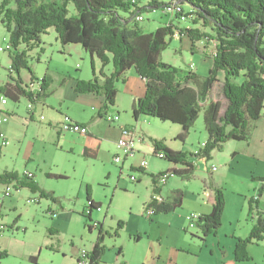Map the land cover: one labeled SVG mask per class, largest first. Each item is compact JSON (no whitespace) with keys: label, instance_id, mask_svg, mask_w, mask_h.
Segmentation results:
<instances>
[{"label":"rangeland","instance_id":"obj_1","mask_svg":"<svg viewBox=\"0 0 264 264\" xmlns=\"http://www.w3.org/2000/svg\"><path fill=\"white\" fill-rule=\"evenodd\" d=\"M167 16L172 22L171 16L163 9H148L144 12V19L138 23L145 31L152 32L166 22ZM192 18L188 22L179 21L176 25H193ZM177 36L172 37L168 48L162 51L163 61L181 68H188L189 64L194 63L192 69L195 72L207 74L208 67L212 65V60L207 57L214 54L215 43H208L204 48V43L199 41V45L193 49L194 53L190 38L184 36L181 42ZM7 43L9 33L0 20V46L5 47ZM80 48V44L73 43L63 46L52 28L42 34L41 44L29 52V63L41 76L50 67L56 76L64 73L89 78L93 74L91 55L83 53ZM10 58L9 49L0 48V83L9 79ZM21 73L26 78L31 74L26 68ZM219 78L211 98L223 100L225 107L223 71L219 73ZM24 81L25 86L30 87L32 80ZM240 81L241 78H238ZM69 82L64 87L67 93L72 91ZM117 87L119 106L115 109L120 113V121L112 123L101 119L96 123L99 132L97 138L110 151L103 158H85L82 155L84 146L76 134L64 132L65 135L58 139L54 126L47 124L54 115L52 109L43 112L46 120L40 122L39 119L29 120L28 100L25 97L20 102L8 98L9 104L4 109L0 108V131L5 132L7 140L6 144H2L0 137V173L4 170L19 173L30 170L35 173L38 184L53 190L60 200V203H54L50 198L39 197L38 191L16 188L13 184H10L11 194L7 195V185L0 184V228H3L0 232V264H76L78 250L90 251L98 237L99 226L89 230L87 218L81 214L86 205L87 188L101 202L104 213L109 212L105 220H99L103 227L104 251L98 264H222L224 251L234 255L237 240L251 232L253 219L248 203L264 186V181L253 179L264 176V159L233 153L236 146H243L246 141H228L223 149L215 150L207 162L195 158L196 167L191 180L175 174L170 176L162 188H170L171 192L174 188L182 189V206L175 211L157 214L152 220L148 217L144 202L151 194L152 180L144 174L141 181H131L130 176L139 172L130 170L128 165L144 157L149 170H157L167 167L169 162L154 155L149 137L142 145L136 143L137 150L141 146L145 153L137 151L125 158L118 138H114L115 134L106 136L111 126L117 127L123 121L133 123L129 110L130 93L143 95L146 85L139 74L130 72L127 84L119 83ZM59 98L56 94L49 97L55 109L59 106ZM87 106L68 97L64 99L62 108L73 114L90 116ZM14 108L18 113L16 116L12 115ZM115 109L111 112H116ZM137 128L138 134H142L140 129H143L152 137L164 139L168 146L176 150L191 149L195 152L208 138L203 112L190 128L185 143L176 139L181 126L171 121L146 115L137 123ZM116 155L124 160V165L115 163L113 157ZM213 166L216 169L211 170ZM48 173L63 174L65 178H55ZM213 179L224 190L227 209L225 207L221 228L204 241L197 224L190 227L189 216L193 213L199 215L203 211L208 196L206 186ZM259 205V208L264 205V188ZM56 211L54 217L52 212ZM97 212L93 214V219ZM253 243L260 250L264 239ZM3 251L6 255H2Z\"/></svg>","mask_w":264,"mask_h":264},{"label":"trees","instance_id":"obj_2","mask_svg":"<svg viewBox=\"0 0 264 264\" xmlns=\"http://www.w3.org/2000/svg\"><path fill=\"white\" fill-rule=\"evenodd\" d=\"M172 2H179V12L187 15L185 22L194 17L193 25L180 27L169 22L149 32L135 19L148 9L164 10ZM0 16L11 45L9 79L0 83V97L6 96L14 102L25 97L35 104L52 94V72L47 69L44 75H36L29 63V52L41 44L42 34L54 28L63 46L80 44L91 57L100 60L99 74L92 63L94 76L88 80L76 79L75 92L100 95L104 101L103 110L116 104L117 83L124 80L126 72L133 68L146 85L145 93L134 101L135 117L145 114L177 123L182 130L176 139L185 142L190 128L203 112L208 138L198 152L176 150L161 138L149 139L154 155L176 166L149 174L154 185L144 207L147 214L153 209V214L148 215L151 220L154 215L177 210L184 201V192L180 188H174L173 198L166 200L160 193L159 177L166 176L168 180L175 174L191 180L196 167L195 158L207 162L212 152L223 149L228 141H249L256 122L264 117V0H0ZM175 33L180 38L189 37L192 50L198 41L206 47L208 43H215L213 65L207 74H199L191 66L181 68L163 61L162 51L168 48ZM109 64H112L113 71L107 74L105 68ZM24 68L30 71V80L38 83L35 90L25 86L21 76ZM221 71L224 72L225 107L223 100L211 98ZM238 78H241L240 82ZM49 175L65 178L61 174ZM253 179L264 181V176ZM0 184L29 188L38 191L39 197L60 203L53 190L41 187L28 172L4 170L0 173ZM210 188L211 211L199 214L196 220L204 241L221 228L226 202L222 187L212 183ZM263 188L262 185L260 193L248 203L251 219L255 221L251 232L237 240L234 248L237 261L252 260L250 245L264 239V211L259 208ZM86 199L92 202V206L83 215L91 230L94 227L91 217L94 201L89 188ZM102 229L100 226L95 244L89 251V264H98L102 259ZM3 254L6 255L5 251Z\"/></svg>","mask_w":264,"mask_h":264},{"label":"crops","instance_id":"obj_3","mask_svg":"<svg viewBox=\"0 0 264 264\" xmlns=\"http://www.w3.org/2000/svg\"><path fill=\"white\" fill-rule=\"evenodd\" d=\"M169 19L170 18L167 16L165 18L166 22H164V23H169ZM171 21H172V23L176 24L180 20L176 17V18H172ZM175 36H177V35H175ZM177 37H179V36H177ZM183 38H184V36L182 38H179V40L182 42ZM199 43H200L199 41L196 43V47H197V45H199ZM203 46H204V44H203ZM204 48H205V46H204ZM80 49H82L80 51H84L83 53H86V51L82 47ZM191 51L195 53L194 50L191 49ZM96 58L97 57H91V59H92L91 63H93V65L95 67V71L99 74V71H100V68H101V63ZM207 58L212 60V65H213V57L211 56V57H207ZM210 67H208V69H210ZM47 69H50V67H47ZM47 69H46V71H47ZM112 71H113V66L112 65H108L105 68V72L107 74L111 73ZM50 72H52V74H53L52 75L53 76V83H52L53 90H52V94L51 95L56 94V96L60 97L59 98V100H60L59 101V106L56 109H55V107H52L53 104L49 102V97L51 96L50 95L43 102L35 103L32 111L28 110L29 111V120L32 121V120H35V119H39V121L42 122V121L46 120V117L44 116L43 112L45 110L52 109L51 111L54 113V115L47 121V124H49V125L52 124L54 126L55 132L58 135L57 136L58 139H61V137L65 135V134H63L64 132H70V131H62V130H60V128H59L60 122L62 121V118H63L64 114L70 115L71 118H73L74 120H77L80 123L85 124L89 128L88 135L70 132L72 134L78 135V139L83 144L84 148H83L82 155L85 158H91V157L103 158L104 155L107 154V153H110V151L107 150V147H105V145L101 141V139L97 138V137H99L98 136L99 132H98V129L96 127V123L99 120H101V119H105L104 118V114L106 112H111V111H113L115 109V107L119 106V102L117 101V96L118 95L116 96V104L113 107H111V109H109V110H103L102 107L104 106V101H103V98L100 95H96V94H93V93H87L86 94V93H76L75 92L76 79H87L88 80V79H91L92 76H94V74H92V76H89V78H87V77L82 78V77H79V76H77V77L73 76L72 77L71 75L64 74V73L62 75L60 74V75L56 76L57 75L56 72L51 70V69H50ZM130 72L136 73V75L138 74L135 70H133V68L129 69L126 72V74H125L124 80H119L117 85H119V83H121L122 85L125 86L127 84V81L129 80V73ZM36 75L41 76L38 73ZM202 75H204V74H202ZM22 77H23L24 80L25 79L26 80L27 79L30 80V75L27 78L25 76H22ZM63 80H64V82H62ZM68 81H70L69 82L70 83L69 84V88L72 90L69 93H67L68 90L64 91V87H66ZM56 82H57V85H56ZM118 92H119V88H118ZM118 92H117V94H118ZM140 96H142V95H135L134 93H130L131 104H130L129 110H130V114L132 116L133 123H130V122H127V121H123L122 123L117 124L118 125L117 127H115V126H111L110 127V125H109L110 131H109V133L106 136H108V135H112L113 136V134H115L114 138L115 139L116 138L119 139V137H121V135H122L123 128H130L132 131H134L136 134H138L137 133V129H138L137 128V123H139V121L143 117H145L146 115L145 114H141L138 117H135L133 115L132 108L134 106L135 99L140 97ZM68 97H71L73 100H77V101H80L82 103H86V105H88L87 108H88V110L90 112V116H86V114H73L68 109H65L66 111H64V109L62 108L63 101H64V99H66ZM7 104H9V100H8V102L6 104H2L1 100H0V108L4 109ZM28 104H29V100H28ZM116 112H118V110H116ZM17 114L18 113L16 111V108H14L12 110V115L16 116ZM41 116H44L45 119L42 120ZM5 119H7V117ZM0 122H1V119H0ZM112 123H116V122H112ZM140 131L142 132V134H138V135H143V139L140 141V143L142 145L143 143L146 142L148 137L150 138L152 136L150 134H147L146 132H144L143 129H140ZM0 133H4V135H5V132H3V131H0ZM5 137H6V135H5ZM106 138H111V137H106ZM114 147H115V149H117V145L116 144H115ZM182 150H184V149H182ZM186 150H191V149H186ZM214 151L212 152V154H214ZM138 152H140V154L141 153H145L142 150L141 146L139 147ZM191 152H193V151H191ZM233 153H235V155L236 154L239 155L240 153H243V154H246L247 156H252V158H254V159H261V160L264 159V117H262L261 119H259L256 122L254 130L252 131V136H251L250 140L246 141L245 145H243V146L242 145L240 147L236 146L233 149ZM142 158L139 161L135 160L134 164L131 163V165L129 164L128 166L130 167V170H135L136 172L137 171L139 172L138 175H136L137 176V181H141V176L144 175V174L148 175L151 178V180H152L151 194H150L149 198L147 199V200H149L151 195H152V188H153V185H154L153 184V179H152V177L149 174L150 173H156L158 171L168 170V169H171V168L176 167V166H175L174 163L169 162V165H167V167H164L162 169L159 168L157 170H149L148 167H146V169L145 168H140L139 165H140V162H141ZM121 163H122V165H124V163H125L124 160ZM122 168H120L121 172H122ZM211 170H213V169H211ZM26 171L27 172H31L34 175V179H35V173L34 172H32L30 170H26ZM61 175H63V174H61ZM137 181H133V182H137ZM212 183L219 185L218 181L216 179H213L206 186L207 187L206 189L208 190L207 204L205 205V207L203 208V211H201L200 214H202V213L208 214L211 211L210 202H211V198H212V190H211L210 186H211ZM160 193L166 200H171L173 198V192H171L170 188L168 190H166L163 187V188H161V192ZM91 199L94 201V208L92 209L91 217H93V214L96 211L99 212V213L98 212L96 213L97 215H95L94 219L92 218L93 219L92 221H98V223H99L100 222L99 221L100 218L105 220L106 217H107V214H109V212L106 211L104 213V211H103V209L101 207L102 206L101 202L98 201V199L96 197H93L92 194H91ZM88 202H89V200L87 201V199H86V205H85L84 210H82L81 214L87 213L86 212V208L89 210L90 207H89ZM97 206L101 207V210H98L96 208ZM56 207H57V210H58L59 206L57 205ZM225 207L227 209L226 204H225ZM260 209L264 211V205L261 206ZM56 212H58V211H56ZM100 213H102V214H100ZM155 216L156 215H154L153 218ZM253 223H254V219H253ZM100 226H102L101 223H99V227ZM93 228H95V227H93ZM139 237H140V235H139ZM253 244L250 246L251 248H249L250 254L252 255V258H253L252 260H250V261L249 260L237 261L235 259V257H234L232 252L229 253L228 251H224V254H223L224 255V261H223L222 264H264V245H262V247H263L262 249H260V250L258 249L257 250L254 247ZM78 253H79V250H78ZM77 256H78V254H77Z\"/></svg>","mask_w":264,"mask_h":264},{"label":"built area","instance_id":"obj_4","mask_svg":"<svg viewBox=\"0 0 264 264\" xmlns=\"http://www.w3.org/2000/svg\"><path fill=\"white\" fill-rule=\"evenodd\" d=\"M179 2H172L169 3L165 8L164 11L167 15L171 16V18L173 17H177L180 21H185L187 18V15L185 13H180L179 12ZM136 21H142L144 19V14H140L137 17H135ZM175 35H178V33H175ZM0 48H6V49H10L11 45L10 42L6 44L5 47L0 46ZM189 66H194V63L189 64ZM38 86L37 82H31L30 85V90H35L36 87ZM1 103L2 104H6L8 102V98L6 96H1L0 98ZM34 103H32L31 101H29V104L27 105V108L29 111L33 110L34 107ZM104 118L109 121V122H119L120 121V116L119 113H112V112H106L104 114ZM41 119H45L44 116H41ZM60 130L62 131H70L73 133H79V134H85L88 135L89 133V128L88 126H86L83 123L78 122L77 120H74L73 118L70 117V115L68 114H64L62 121L60 122L59 125ZM0 137L2 138V144H6L7 140L6 137L4 135V133H0ZM143 139V135H138L136 134L134 131H132L130 128H123L122 130V135L121 137L118 139V145L123 149L124 153V157H128L133 156L134 154L137 153V147H136V143L140 142ZM201 146H204V142L201 144ZM195 152H198L197 150ZM115 163H121L123 162L122 158L119 155H116L113 157ZM148 166V162L147 160L143 157L139 167L140 168H145ZM212 169H216V166H213ZM29 175H32L31 172H28ZM130 179L132 181H137V176L136 175H131ZM167 183V178L166 176H162L159 177V184L163 185ZM6 193L7 195L11 194V188L10 185L6 186ZM159 200H161V197H158ZM33 200V198H32ZM89 207L92 206V202L89 201L88 202ZM98 210H101V207L97 206L96 207ZM153 214V209H149L148 210V215H152ZM52 215L55 217L57 215V212H52ZM198 214L193 213L191 214V216H189V220H190V227H194L196 225V220L198 218ZM92 225L94 227L99 226L98 221H93ZM89 251L86 249H80L78 256L76 258V264H89Z\"/></svg>","mask_w":264,"mask_h":264},{"label":"bare ground","instance_id":"obj_5","mask_svg":"<svg viewBox=\"0 0 264 264\" xmlns=\"http://www.w3.org/2000/svg\"><path fill=\"white\" fill-rule=\"evenodd\" d=\"M191 67H193V66H191Z\"/></svg>","mask_w":264,"mask_h":264}]
</instances>
